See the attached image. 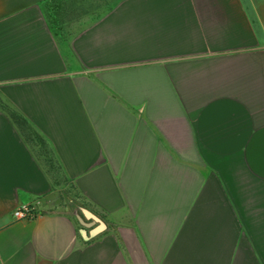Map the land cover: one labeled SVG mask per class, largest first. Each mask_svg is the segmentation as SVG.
<instances>
[{"label": "crops", "instance_id": "0c3cea01", "mask_svg": "<svg viewBox=\"0 0 264 264\" xmlns=\"http://www.w3.org/2000/svg\"><path fill=\"white\" fill-rule=\"evenodd\" d=\"M0 264H264V0H0Z\"/></svg>", "mask_w": 264, "mask_h": 264}, {"label": "built area", "instance_id": "2783aa9c", "mask_svg": "<svg viewBox=\"0 0 264 264\" xmlns=\"http://www.w3.org/2000/svg\"><path fill=\"white\" fill-rule=\"evenodd\" d=\"M42 212L38 209L35 204H27L21 207H18L14 210V215L17 218H26V219H33L39 216Z\"/></svg>", "mask_w": 264, "mask_h": 264}]
</instances>
